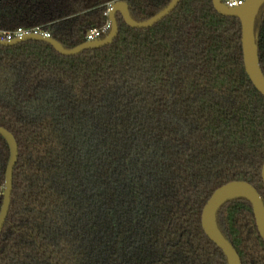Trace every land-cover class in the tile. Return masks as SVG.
Here are the masks:
<instances>
[{
    "label": "trees",
    "instance_id": "1",
    "mask_svg": "<svg viewBox=\"0 0 264 264\" xmlns=\"http://www.w3.org/2000/svg\"><path fill=\"white\" fill-rule=\"evenodd\" d=\"M118 1L142 22L172 0H2L0 31L39 28L73 49ZM116 18L112 44L76 56L0 45V127L19 149L0 264H228L205 205L233 181L264 201V96L239 19L213 0H181L147 29ZM255 33L264 74V5ZM9 160L0 136V212ZM217 224L242 264H264L248 200L225 203Z\"/></svg>",
    "mask_w": 264,
    "mask_h": 264
},
{
    "label": "water",
    "instance_id": "2",
    "mask_svg": "<svg viewBox=\"0 0 264 264\" xmlns=\"http://www.w3.org/2000/svg\"><path fill=\"white\" fill-rule=\"evenodd\" d=\"M2 0H0L1 2ZM181 0H172L171 3L160 13L149 20L137 22L132 19L129 6L124 1L112 4L108 20L112 24L110 33L103 39L86 42L73 49H66L53 38H47L37 34H27L21 39L13 41H1V46H15L25 41H41L50 44L59 54L63 56H76L84 50H93L108 46L113 43L119 34L117 15L119 14L125 24L132 29H147L165 19L179 5ZM264 0H249L244 6L228 8L222 0H213L215 10L222 16L239 19L242 28V50L246 73L256 89L264 96V74L260 66L257 36L255 33V22ZM0 136L4 138L10 149V160L5 175L4 199L0 212V236L8 217L11 197L13 192V172L18 161V144L15 137L6 129L0 127ZM262 179L264 183V165L262 168ZM237 198L248 200L252 207L256 225L260 236L264 240V201L258 191L249 183L244 181H233L218 188L211 196L202 213V227L208 238L219 249L223 251L228 264H242L241 259L233 245L224 237L218 228L217 213L228 201Z\"/></svg>",
    "mask_w": 264,
    "mask_h": 264
},
{
    "label": "built area",
    "instance_id": "3",
    "mask_svg": "<svg viewBox=\"0 0 264 264\" xmlns=\"http://www.w3.org/2000/svg\"><path fill=\"white\" fill-rule=\"evenodd\" d=\"M249 0H222V3L228 7V8H238L244 6ZM111 5H109V9L107 12V15L109 16V12L111 9ZM112 29V24L108 20L107 23L101 27V28H94L92 29L87 37L86 42H92L95 40H100L104 37H106ZM27 34H37L42 35L47 38H51L50 34L46 32H42L39 28L35 29H24V28H18L14 31H0V40L1 41H13L16 39H21Z\"/></svg>",
    "mask_w": 264,
    "mask_h": 264
}]
</instances>
